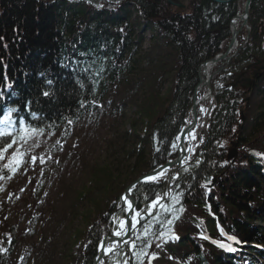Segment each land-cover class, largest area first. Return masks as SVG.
<instances>
[{
	"label": "trees",
	"instance_id": "1",
	"mask_svg": "<svg viewBox=\"0 0 264 264\" xmlns=\"http://www.w3.org/2000/svg\"><path fill=\"white\" fill-rule=\"evenodd\" d=\"M189 6L177 11L163 0H0V118L14 114L8 117L13 125L26 120L31 131L57 136L56 142L36 143L38 188L56 161L55 152L69 150L89 178L76 194L72 187L64 190L75 203L92 202L81 225L61 241L56 231L71 232L69 217L79 212L73 205L57 201L59 207L50 208L48 196L34 192L23 213L29 221L25 228L8 220L13 200L0 199V264H93L100 240L122 230L128 211L122 194L131 182L176 156L200 65L226 51L231 19L244 10L238 0H198ZM250 8L248 43L213 77L217 106L202 141L171 176L165 173L134 186V214L149 213L167 192L180 193L173 234L148 249L155 264H228L230 256L216 244L225 238L222 227L243 238L256 234L255 240L264 242V70L256 89L233 85L239 73L252 76L264 64V0H253ZM137 28L152 31L150 48L141 49L144 38ZM246 35L245 30L240 34V43ZM128 109H134L135 119L131 131H121L122 139L114 142L127 140L118 146L117 165H89L87 154L68 144L82 124L96 131L107 120L112 125L106 129L117 134L119 125L131 120ZM26 122L0 136L2 157ZM233 148L238 154L229 159ZM12 169L1 167L0 177ZM9 196L17 199L18 193L10 189ZM255 216L262 220L259 228ZM46 218L58 226L50 237ZM149 218L142 219V231ZM166 222L154 225L149 244ZM45 224L39 240L33 239L34 226ZM134 241L133 236L111 249L106 263L136 264ZM241 255L256 264L248 253ZM231 258L239 264V258Z\"/></svg>",
	"mask_w": 264,
	"mask_h": 264
},
{
	"label": "rangeland",
	"instance_id": "2",
	"mask_svg": "<svg viewBox=\"0 0 264 264\" xmlns=\"http://www.w3.org/2000/svg\"><path fill=\"white\" fill-rule=\"evenodd\" d=\"M186 5L190 3V1L193 0H182ZM177 8V7H175ZM136 32H141L140 34L143 36L144 40L141 44V49L146 50L147 48H150L152 45V31L149 28H146L143 32L140 31V29H136ZM205 91V90H204ZM205 100L204 106H207L208 111L210 112L211 108L215 106V103L212 102V100ZM249 96L246 95L244 103L249 102ZM203 106V108H204ZM134 109H128L127 113L131 116V120H127V122L122 123L119 125L120 130L116 134V132H113L112 130L106 129L110 124L107 120H104V123L101 125H98L96 128V131L88 130L85 128V125L82 124L80 126L76 127V134L74 137L71 138L69 141V145L76 147L74 150L78 152H84L87 154L86 163L89 165L95 164V162H99V164H105L106 162L114 163L113 165H117V162H119L118 159V146L122 144V146L126 143L125 140L122 142H115V140L118 137V140H121L122 138H119L121 135V131L129 130L132 128L131 121L135 119L133 115ZM132 113V114H130ZM244 111H241L240 120L242 124H244V120L242 119ZM206 117V115H204ZM245 117V115H244ZM246 119V118H245ZM118 123V122H117ZM116 124V123H115ZM208 124V123H207ZM201 126V124H200ZM196 135H198V138L193 143L192 147L195 149L196 145L199 144L202 141V135L201 131H196ZM124 135V134H123ZM46 139L47 142H56L57 136L56 135H50V133L47 134H36L34 136H30L26 141L17 143V147H22L21 152L25 154V158L23 159L22 168H20L19 173L16 174L15 178L10 181L9 188L14 189L16 193H21V195L15 199L12 203L11 208V216L9 218V222L11 224H18L21 223L22 227H28V221L23 218V213L29 209L31 206L30 197L33 194V183L31 182L32 177H34V173L36 175L35 170V159L34 156L38 152V145L36 146L37 141H41ZM55 156L58 157V162L55 163V161L52 162V166L48 169L47 175L49 178L48 181L49 185L51 187V192L49 193L48 197L50 198V208L53 205L54 207L62 206L63 204H67V206H74V209L79 212H77L76 216L71 215L69 217V220L71 221L70 225L71 228L69 231L70 233H66L65 229L58 227L54 223L50 222L49 225V235L48 237L52 236L53 234H56V238L63 241L64 239L68 238L72 233L73 230L80 226L82 223V217L85 211H88L89 208H92V202L89 199H85L82 201L83 203H75L74 198L70 197L67 191L64 190L63 186H66L68 188L72 187L74 189V193H78L81 189H83L84 184H86V181L89 178V174L86 176V174H83L82 165H80L78 162H76L73 159V152H70L69 150H60L55 153ZM62 168V169H61ZM61 169V170H60ZM83 171V172H82ZM125 178H122V180ZM46 185V184H45ZM46 185V186H49ZM46 189L42 188L39 193L43 194ZM7 190H5L2 194H0V197H7L6 195ZM67 193V194H66ZM165 198V201H163ZM180 193H169L166 194L164 197L158 198L154 201L153 207L151 210V215L149 218V225L145 227V229L142 231L140 226L137 227L135 230L133 236L135 237L136 241L133 242V248H134V256H135V262L136 264H153V261L151 259V250L149 251V247H153L156 242L159 240H166L167 237L173 234L174 227L173 225L175 223L174 219L176 218L177 209L175 206L179 202ZM9 199V198H8ZM74 200V201H73ZM125 200V199H124ZM57 201L60 202L59 206H57ZM164 202V203H163ZM179 214V213H178ZM177 214V215H178ZM179 216V215H178ZM166 223L165 226L161 229V231L158 233L157 237L155 238L154 243L149 244L147 241V236L150 234V231L154 228V225L158 223L159 221L165 220ZM134 221H137V218H134ZM262 220L259 218V216H255L254 218V227H261L263 224L261 223ZM124 226V225H123ZM41 227H46L45 225H36L34 228L36 229V235L33 236V239H38L39 236L42 233ZM58 227V228H57ZM57 228V231L55 232ZM73 229V230H72ZM61 234V235H60ZM60 235V236H59ZM39 240V239H38ZM138 240V241H137ZM156 246V245H155ZM264 264V259L260 258Z\"/></svg>",
	"mask_w": 264,
	"mask_h": 264
},
{
	"label": "water",
	"instance_id": "3",
	"mask_svg": "<svg viewBox=\"0 0 264 264\" xmlns=\"http://www.w3.org/2000/svg\"><path fill=\"white\" fill-rule=\"evenodd\" d=\"M165 1H168L169 3H171L172 5L176 6L177 8H181V9H184L186 7L185 3L182 1V0H178V1H175V0H165ZM217 2L219 3H226V2H231V1H235V0H216ZM253 0H246L245 2V5H244V13L243 14H237L236 17H239L241 18V20H243V25L247 26L248 25V18H249V15H250V6L252 4ZM233 25V23H232ZM232 32H233V36L231 38V41L229 42V46L227 48V50L224 52V53H221V54H218L217 56H215V58H211L207 61H205L200 67V70H199V83L197 84L196 88H195V98H194V105H193V108H192V113H193V122L191 123L190 126H187L185 125L183 130L181 131L180 133V136L182 137L180 142L178 143V145L180 146L181 144L184 143L185 139H184V133L187 129H189V127H194V124L195 122L197 121V118H198V112H197V105L199 103V101H197V96H198V86L199 84H204V82L206 83L207 85V88L210 90V92L213 91L212 89V86H211V79H212V76H214V73L210 74L207 79L204 78L203 76V68H204V65L207 64V63H212V64H217V62L219 61H224V60H230L233 55H230V51L234 48V46L237 44V37H238V34H239V31L237 29H234L232 28ZM264 68V66L262 67ZM261 74L262 72L260 71L257 75H254V78H247L246 80H248V83L245 84L243 83V85L245 87H254L256 86L257 84V80L261 77ZM238 80H241L240 79V76H238ZM235 84V83H234ZM243 114V113H242ZM243 120H245V117L243 115L242 117ZM187 152V147H185L184 149V152L183 153H178V155L174 158V159H171L169 160L167 163H165L163 165V167L161 168H157L156 170H154L152 173L150 174H147V175H143L141 176L140 178H138L136 181H134L130 187L125 191V195L126 197L128 198L129 201H131V208L127 214V219H126V224H125V233L123 236H106L102 239V244L100 246V249H99V256L97 258V261L99 259H104L106 257V252H104L105 250V246L109 243V242H112V241H118V242H121L123 240H126L128 239L131 235H132V232L134 231V228L132 227V217H131V213H132V210L133 208L135 207V198L133 196V194H131V188L132 186H134L135 184L141 182V180L145 179V178H149V177H152L154 175H158V174H161L163 171L165 170H171L172 167H174V165H176L177 167L180 166L184 160V156H185V153ZM237 154V149L235 148L234 150H232L230 152V154L228 155L229 158L230 157H234L235 155Z\"/></svg>",
	"mask_w": 264,
	"mask_h": 264
},
{
	"label": "bare ground",
	"instance_id": "4",
	"mask_svg": "<svg viewBox=\"0 0 264 264\" xmlns=\"http://www.w3.org/2000/svg\"><path fill=\"white\" fill-rule=\"evenodd\" d=\"M244 2H245V0L241 1V7L244 6V4H243ZM242 22H243V20H241L240 16L236 17V19H234V21H233V28L234 29L239 28L241 26ZM216 67H217L216 64L215 65L212 64V63L205 64L204 68H203V76H204V78L207 79V77L215 71ZM205 88H206V92H207L208 89H207V85H206L205 82H204V84H199V86H198V90H199L198 91V97L202 94V92L205 90ZM199 98H200V100H199L200 103L198 105H203V104H205V100H208L210 97H208V95H205V96L199 97ZM192 122H193V119L190 118V120L186 123L187 126H190ZM199 122H200V120H197L195 122V124H194V127H189V129H187L185 131V133L183 135L185 141L180 146L178 145L180 153L184 152V149H185V147L188 144H192L193 145V143L198 138V135H196V133H197L196 131H197V128L199 126ZM181 138L182 137L179 138L178 142H180ZM132 227L134 228V231L132 232L134 234V232L137 229V227L136 226H132ZM125 231H126V229L123 228L122 230L117 231L114 235L115 236H123ZM117 233H120V235H117ZM95 264H101V260L97 261Z\"/></svg>",
	"mask_w": 264,
	"mask_h": 264
},
{
	"label": "snow or ice",
	"instance_id": "5",
	"mask_svg": "<svg viewBox=\"0 0 264 264\" xmlns=\"http://www.w3.org/2000/svg\"><path fill=\"white\" fill-rule=\"evenodd\" d=\"M7 147L10 148V147H12V145L11 144H8ZM3 151H7V148H4ZM0 158H2V152H0ZM12 170L15 171V169H12ZM152 179H154V178H152ZM117 235H120V233H117Z\"/></svg>",
	"mask_w": 264,
	"mask_h": 264
},
{
	"label": "flooded vegetation",
	"instance_id": "6",
	"mask_svg": "<svg viewBox=\"0 0 264 264\" xmlns=\"http://www.w3.org/2000/svg\"><path fill=\"white\" fill-rule=\"evenodd\" d=\"M195 1H198V0H193L192 2H195Z\"/></svg>",
	"mask_w": 264,
	"mask_h": 264
}]
</instances>
